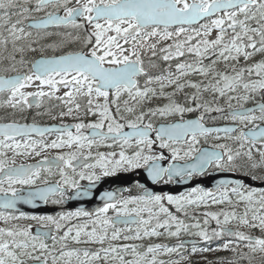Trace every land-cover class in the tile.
<instances>
[{"label":"snow or ice","instance_id":"obj_1","mask_svg":"<svg viewBox=\"0 0 264 264\" xmlns=\"http://www.w3.org/2000/svg\"><path fill=\"white\" fill-rule=\"evenodd\" d=\"M196 255L264 264V0H0V264Z\"/></svg>","mask_w":264,"mask_h":264},{"label":"flooded vegetation","instance_id":"obj_2","mask_svg":"<svg viewBox=\"0 0 264 264\" xmlns=\"http://www.w3.org/2000/svg\"><path fill=\"white\" fill-rule=\"evenodd\" d=\"M39 123L42 125H50V124H58L59 121H53L49 117H43V118H38ZM68 123H71L72 121H66ZM54 137H49V139H52ZM111 149L107 148H100L99 151H110ZM118 150V149H117ZM64 151H68V149H64ZM94 152L96 151L95 149L93 150ZM56 151L52 150L50 152L44 153L43 155H55ZM41 159V157H34V158H18L17 162H26V163H35L37 160ZM51 180L55 181L59 179L58 176L50 177ZM81 185L87 187L88 186V181L83 180L80 181ZM145 184L148 186L151 190L157 191V192H171L173 194H177L182 191H187L190 187L195 186V181L190 182L188 184H183V185H169L164 188H161L160 186H155L152 185L149 181L145 179V174L142 171L138 172H131V173H119L116 176L113 177H107L103 178L96 186V188L93 190L95 195L94 197H86L82 198L79 200H74L69 202L66 205H52L49 204L47 206L41 205L39 208H36V214H52L55 215L57 212L61 211H69V210H75L76 208L83 206L82 204H85L86 206H90L91 210H94L97 207L102 206V201L100 200V195L107 190L111 191H123L124 195H128L129 193L125 191V189H131V194H136L140 191V189L137 187V184ZM204 184L206 186L208 185V182L205 181ZM30 214H35L33 212L25 211ZM20 223H32L30 221H21ZM214 226V224H213ZM182 239L185 240H191L195 239L194 237H182ZM223 253H219V255H222ZM205 256L208 257V260L211 261L214 259L218 253H204ZM192 264H204L203 260L201 259V256L196 255L192 257Z\"/></svg>","mask_w":264,"mask_h":264}]
</instances>
